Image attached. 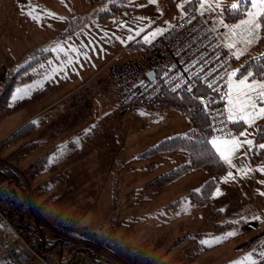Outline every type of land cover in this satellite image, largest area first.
Segmentation results:
<instances>
[{
  "label": "rangeland",
  "instance_id": "374dc122",
  "mask_svg": "<svg viewBox=\"0 0 264 264\" xmlns=\"http://www.w3.org/2000/svg\"><path fill=\"white\" fill-rule=\"evenodd\" d=\"M108 1L111 0L102 3L93 0H0L3 7L0 13L3 20L0 24L3 25L0 26L1 161L12 164L11 149L17 137L26 141L24 154L34 149L27 142V135L34 129L33 122L21 124L14 135L5 133L12 123L27 118L37 107L27 106V103L18 106L19 103L13 102V94L17 93L18 83H26L28 68L39 62L42 64L44 58L48 66L45 72L53 84H59L64 78L68 84H77L90 77L93 85L97 81L95 77L107 75L117 90L116 107L131 114L123 117L118 112H108L96 131L97 134L101 132L98 138L103 140L106 138L104 127L108 129L112 120L118 128L124 126L125 142L114 139L112 146L115 150L120 146L130 151L129 154H115L113 163L107 149H101L93 155L97 157V167H75L74 162H69L74 154L65 151L77 150L78 142L88 134L80 131L72 138H65L60 153L54 154L59 147L55 144L57 140L48 146L50 155L41 154L38 158L33 154L35 156L26 159L27 165L33 163L39 168L37 172L45 169L49 175L37 180H20L18 176L20 189L14 185L16 197L22 204L28 202L44 237L55 239L56 227L69 222L72 233H78L84 242L80 246L81 256L90 259L91 264H227V256L229 252L234 253V247L235 253L246 251L264 240V170H261L264 161H251L253 140L249 153L245 154L242 148L246 144L247 149V139H254L258 124H264V114L260 112L264 100L263 104L255 101L232 113V116L237 113L243 116L245 126L239 132L234 134L233 125L232 134L227 137H211L209 131L210 145L225 168L208 195L209 204L221 215L216 218L218 223L213 219L208 221L204 213L207 210L211 213V206L203 210L204 203L188 198L191 192L201 189L208 179L207 173L191 170L160 186L159 177L187 163L188 155L184 150L150 151L164 140L185 135L195 126V118L176 109L174 104L169 106L161 101L146 108L123 107L117 84L110 75L114 66L139 57L143 44L175 18L177 21L191 0H145L124 15L107 19L103 14ZM193 1L205 24L232 55L226 84V87L229 82L231 85L230 98L236 101L250 97L254 91L257 93L255 99L264 97V76L263 79L257 78L259 75L248 77L252 69L257 73L254 66L249 67V62L264 54V18H260V29L253 31L246 22L250 19L247 10L250 4L246 7L241 0H192L191 3ZM234 2H239V10L231 8ZM45 50L49 51L46 55ZM59 50L65 52L60 59L57 57ZM85 52L87 59L83 55ZM13 104H17L18 110ZM58 108L53 104L51 112H57ZM233 138L238 139L241 146L232 152L229 157L232 163L228 164L212 141L215 139L228 148L223 142H231ZM46 155L50 159L48 164L44 161ZM56 164L62 168H54ZM3 167L13 171L0 164V168ZM255 172L259 176L255 177ZM26 217L30 224L33 217L31 214ZM226 222L230 223L229 227L215 231L217 224ZM0 228L1 253L4 246L1 224ZM85 231L92 233L85 236ZM110 244L124 245L129 251L121 258L109 248ZM213 246L212 251L204 252ZM45 251L53 256V264L59 263L60 259L52 251ZM71 252L73 250L64 248L65 258L60 262L73 258Z\"/></svg>",
  "mask_w": 264,
  "mask_h": 264
},
{
  "label": "built area",
  "instance_id": "2783aa9c",
  "mask_svg": "<svg viewBox=\"0 0 264 264\" xmlns=\"http://www.w3.org/2000/svg\"><path fill=\"white\" fill-rule=\"evenodd\" d=\"M139 52V57L110 70L123 107H150L159 102L164 91L192 90L197 85L209 93H224L232 55L195 10L183 15L169 31L143 44ZM149 71L154 72V78L146 77ZM198 102L209 120L211 137L230 136L233 130L224 103H212L208 94L199 95ZM0 224L4 229L0 264H53V256L41 248L40 232L29 224L14 188L1 179ZM55 231L54 238L74 254L62 264H91L81 256L84 242L72 233L69 222L61 223Z\"/></svg>",
  "mask_w": 264,
  "mask_h": 264
},
{
  "label": "crops",
  "instance_id": "0c3cea01",
  "mask_svg": "<svg viewBox=\"0 0 264 264\" xmlns=\"http://www.w3.org/2000/svg\"><path fill=\"white\" fill-rule=\"evenodd\" d=\"M7 4L9 5L10 2ZM2 10L3 7L0 6V13H2ZM175 19L167 26L159 30V32L152 38L154 39L170 30L176 23ZM2 23L3 20L0 18V24ZM0 26L3 27V25ZM1 30H3V28ZM137 36L138 35L133 37L131 41L136 39ZM64 54V51L59 50L57 57L60 59L64 56ZM48 57H50V55ZM44 61L45 58L42 64L39 62L28 68L27 75L24 78V82L26 83L24 85L23 83H18V86L15 87V91L17 93L13 94V102L19 103L18 106L27 103V106L34 104L37 105V107H35L33 113H29L27 118L20 121L16 120L11 124L10 130L6 133L4 132L7 135H14L21 124L28 121L33 122L34 129L27 135V142L32 144L31 146H33L34 149L28 151L27 154H24L23 146L27 145L25 144L26 141L17 137L18 140L13 143V147L11 149V152L14 155V158L11 160L12 164L1 160L0 164L13 169V171L19 176L20 180H37L39 179L38 177L49 174L45 172V169L37 172L39 168H35L33 163L27 165L25 163L26 159H29L33 154H36L37 157L41 154L45 155L49 153L50 155L51 152L48 151V146L55 143L57 140L58 143L55 144L59 147L54 151V154L60 153L61 145L65 138H72L80 131L88 134L85 136V139L83 138L82 141L78 142L77 150L73 151L69 149L65 151L66 153L74 154V156L72 155L73 158L70 159L69 162H74L75 167H97L98 162L95 160L97 157L94 158L93 155L100 153L101 149H103V151H106L107 149V152H109L110 156H112L110 160L113 163H115V154L121 152H123V154H129L130 151L126 152V150L121 149L120 146L116 150L114 146H112L115 140L123 143L125 142L127 133L124 126L118 128L112 120V123L108 128L109 130L104 127L105 131L103 133H106V138L103 140L98 138V135L101 132L98 134L96 132L100 129L99 125H102L101 121L104 120L103 118L105 115H108V112L112 114L118 112V115H122L123 117L131 115L120 111V109L116 107L118 101L117 90L110 82L108 76L102 75L95 77L98 82L96 81L93 85H91L92 82L90 77L87 79L84 78L77 84H68L65 78L62 79L63 81L59 84H55L56 82L53 84L50 75L45 72V69L48 66L44 63ZM62 68L59 70H62ZM60 72L63 71H59V73ZM229 83L226 87V95L224 99V105L226 107L228 117L232 116V113H236L243 106L255 103V101L259 102V104H263L264 97L255 99L254 96L257 94L255 91L251 94L254 99L251 96L244 97L236 101L230 98L231 85ZM71 98L72 100H69ZM55 103L59 108L57 112L53 113L51 112V107ZM16 105L17 104H13V107L18 110ZM15 113L16 112H14V114ZM232 117H235V119L229 120L233 125L235 134L244 128L245 123L243 121V116L240 113H237V115ZM260 126L264 127V124H258V128ZM254 139H251L253 140V146ZM248 140H250V138L247 139V141ZM104 146H106V148H104ZM251 146L252 144H248L246 149V144H243L242 148L245 154L246 152H250ZM43 155L40 156V158L43 157ZM262 160L264 161V158ZM44 161H46V163L50 161L48 155L44 156ZM55 166L54 168H62V165L60 164H56ZM254 175L255 177L259 176L257 172H255ZM239 220V222L242 223L241 219ZM214 248L215 247L213 246L209 249H204V252H208V250L212 251L211 249ZM235 249L236 247L233 248L234 253L229 252L226 260L227 264H264V240L256 242L246 251L235 253Z\"/></svg>",
  "mask_w": 264,
  "mask_h": 264
},
{
  "label": "trees",
  "instance_id": "16d2710c",
  "mask_svg": "<svg viewBox=\"0 0 264 264\" xmlns=\"http://www.w3.org/2000/svg\"><path fill=\"white\" fill-rule=\"evenodd\" d=\"M103 1L105 0H93V2H97V3H102ZM144 1L145 0H111V1H108L107 3L108 8L107 10L104 11L105 13L103 14V18L108 19L114 16L124 15L125 13L129 12L131 9H134L135 7L141 5ZM191 1L189 2V6L186 8L182 16L191 10H195L198 13V10L196 9V5H195L196 1H193L192 3ZM180 18H178V20ZM178 20L176 21V23L178 22ZM47 52L49 53V51L45 50L44 55L48 54ZM255 59L256 60H252L251 62H249V64L251 65L250 66L248 65V66L249 67L254 66V68L257 70V73H254V69H252V75H254L253 77H256L255 75H259L260 77H257V78L263 79L264 54L262 57L261 56L259 58L256 57ZM201 94L203 95L208 94L211 98L212 103H215V104L224 103V99H225L224 93L223 94L222 93H219V94L209 93L208 90L202 85H197L192 90H184V91H179V92H165V91L162 92L159 98V101L163 103L167 102L169 106H173L174 104L176 109L181 110L185 113L192 114V116L195 118V126H193L192 129L189 130L185 135H177L167 140H164L163 142L159 144V146L151 149L150 151L156 152L158 150L159 151L184 150L187 152V155H188L187 163L175 169H172L159 177L158 184L160 186L162 184L164 185L165 183H169L170 181L174 180L176 177H179L191 170H204L207 173L208 179L203 184L201 189H199V191L191 192L188 196L190 201H195L199 204L204 203L202 207H203V210H205L207 208V205L211 206V204H209L208 195L213 190L217 177L224 171L225 167L221 159L217 155V153L214 151V149L210 145L209 123H208L206 115H204L201 112L200 105L198 102V96ZM263 143H264V127L260 126L257 130L256 136L254 139V146H253L252 153H251V161L253 163L259 162L264 158V150L260 148V145H262ZM0 179L8 181L10 185L14 188V190H16L15 187L20 189L19 185L17 184V181H19L18 175L15 172L11 171L10 169L6 167L0 168ZM24 192L25 191H23V193ZM24 204L23 206L26 209V214H31V216L33 217L32 220L30 221V225L32 227L37 228L40 232L39 241H40L41 247H43L45 250L52 251L55 254V256L60 259V261L63 260V258L65 257H63L62 255V253H64V246L62 242L58 239L44 237L40 223L35 218V215L31 211L32 208L30 207L28 202H24ZM211 207L209 209L211 213L208 214L209 211L206 209L207 213H204V218L207 219L208 221L214 220L213 221L214 223H218L216 218L217 216L221 215V213L217 209L215 208L213 209V207L212 208ZM212 214L215 215V217H213ZM229 226H230V223L228 222L223 223L221 225L217 224L215 226L216 227L215 231L226 229ZM87 233H92V232L85 231L84 233L85 236H89ZM75 234L79 235L78 233H75ZM109 248L114 253L121 255V258L123 256H126V252L129 251V250L127 251L126 247L121 244H115V245L110 244ZM60 261L58 260L59 262L58 264H62ZM66 261H68L67 258H66Z\"/></svg>",
  "mask_w": 264,
  "mask_h": 264
},
{
  "label": "snow or ice",
  "instance_id": "6c2138e0",
  "mask_svg": "<svg viewBox=\"0 0 264 264\" xmlns=\"http://www.w3.org/2000/svg\"><path fill=\"white\" fill-rule=\"evenodd\" d=\"M241 2H245L246 7L247 5L250 4V7H248L247 9L248 16L250 19L247 20L246 22L251 25L253 31L260 29L261 27L260 18H264V0H241ZM239 6H240L239 2H234L231 5V8L233 10H239ZM131 38L132 37L129 36V39ZM83 55L86 59L88 58L87 52H85ZM235 74H236V71L234 70L232 75L234 76ZM251 76H252V73L249 72L248 77H251ZM260 112L261 114H264V108L260 109ZM229 119H235V117L229 116ZM223 143L229 145V147L228 148L222 147L221 144L218 143L215 139L212 141V144L215 145L216 147V151L220 152L221 156L228 164H231L232 161L229 157L232 154V152L235 150V148L241 146V142L238 139L233 138L231 142L224 141ZM246 143L251 145L252 140H248L246 141ZM260 148L264 149V144L260 145ZM261 170H264V168H262ZM229 175H231V173H229Z\"/></svg>",
  "mask_w": 264,
  "mask_h": 264
},
{
  "label": "water",
  "instance_id": "95a60500",
  "mask_svg": "<svg viewBox=\"0 0 264 264\" xmlns=\"http://www.w3.org/2000/svg\"><path fill=\"white\" fill-rule=\"evenodd\" d=\"M154 72L153 71H149L147 74H146V77L149 78V79H152L154 78ZM142 83V81L138 82L135 87L139 86L140 84Z\"/></svg>",
  "mask_w": 264,
  "mask_h": 264
}]
</instances>
